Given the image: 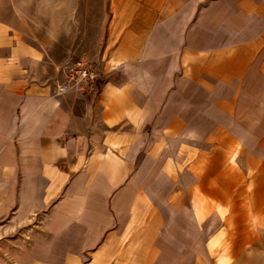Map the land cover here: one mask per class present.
<instances>
[{
	"label": "crops",
	"instance_id": "0c3cea01",
	"mask_svg": "<svg viewBox=\"0 0 264 264\" xmlns=\"http://www.w3.org/2000/svg\"><path fill=\"white\" fill-rule=\"evenodd\" d=\"M6 20L0 264L205 262L195 184L223 202L241 180L264 182V0H108L120 63L100 72L95 102L58 95L59 67L17 48ZM166 144L173 158L156 170ZM34 213L41 229L22 245Z\"/></svg>",
	"mask_w": 264,
	"mask_h": 264
},
{
	"label": "rangeland",
	"instance_id": "374dc122",
	"mask_svg": "<svg viewBox=\"0 0 264 264\" xmlns=\"http://www.w3.org/2000/svg\"><path fill=\"white\" fill-rule=\"evenodd\" d=\"M0 15L7 19L4 21L6 27L14 31L15 37L11 39L17 48L30 51L48 66L58 70L64 64L85 61L94 67L99 77L100 72L104 75V72L108 74L114 69L110 64L119 38L108 37V0H0ZM60 76L59 69L55 87ZM212 184L218 186L219 182ZM251 187L256 202H252L250 196L242 195L245 191L250 193ZM240 188L241 195L223 198L224 205L228 207L226 237L211 250L206 245L207 259L205 262L199 260L198 264H216L222 255L229 258L228 264H264V203H257L259 194L264 192V182L241 180ZM208 198L210 201L215 199ZM41 218L39 213L25 229L16 232L19 243L28 245L32 242L33 234L41 229ZM28 235H31V240L26 238ZM252 242L256 243L252 245ZM149 260L144 255L143 260L126 262L151 264Z\"/></svg>",
	"mask_w": 264,
	"mask_h": 264
},
{
	"label": "bare ground",
	"instance_id": "6f19581e",
	"mask_svg": "<svg viewBox=\"0 0 264 264\" xmlns=\"http://www.w3.org/2000/svg\"><path fill=\"white\" fill-rule=\"evenodd\" d=\"M119 61H120L119 59H115V58L112 59L111 64H110L111 67L116 68V66H118V64L120 63ZM192 144H193V147H192L193 154H192L191 158H193V160H194L193 168L195 170H197L198 165L196 164V161L200 160V162H201V159H200L201 156L197 159L198 152H197L196 146L198 145V136L196 134H193ZM167 146H169V145H167ZM198 163H199V161H198ZM248 182H249V180H248ZM249 185H251V184H249ZM252 188L253 187L249 188L250 193L245 191V193H242V195L250 196L251 201L256 202L255 199L253 200V190L254 189H252ZM201 192L202 191H201L199 185L195 184V193H194V196L192 198L193 212L191 213V219H190L192 227H193V235L192 236L195 238V240H191V241L196 242V246L198 248L204 247L200 244V242H203V243L205 242V243H207V245L209 247L208 249L211 250L212 248H214V246L216 245V243L219 240L226 237V235H227V229L225 227V221H226L227 214H228V207L226 205H224L225 204L224 202L220 201V199H222V198L216 196L215 199L210 201V200H208L209 198L203 196ZM239 195H241V191H240ZM256 196H258L257 193H256ZM259 196H260V199L259 200L257 199L258 200L257 203L261 202V204H263L264 203V192L259 194ZM252 205H254V203ZM232 206H234V210H235L236 209L235 203H233ZM250 207H251V205H250ZM251 208L254 209V206ZM34 215H37V214L36 213L32 214V217ZM232 219H233V216H232ZM31 220H32V218L30 217L28 219V222H30ZM23 228H24V226H23ZM199 237H201L203 240H199ZM26 238L31 240L32 237H31V235H28ZM24 243H25V241H24ZM254 243H256V242H252V245ZM260 243H263V240H260ZM179 248H181L184 251V246H179ZM193 253L195 254V251H193ZM157 263H159V264H171V262L169 260L163 261V259H161V258L157 261ZM192 263H194V260H192ZM228 263H229V258L226 255H222L216 262V264H228Z\"/></svg>",
	"mask_w": 264,
	"mask_h": 264
},
{
	"label": "built area",
	"instance_id": "2783aa9c",
	"mask_svg": "<svg viewBox=\"0 0 264 264\" xmlns=\"http://www.w3.org/2000/svg\"><path fill=\"white\" fill-rule=\"evenodd\" d=\"M59 69L62 77L60 76L56 84V93L58 95L78 92L91 95L94 102L96 101L101 79L91 64L85 61H77L64 64ZM172 157L173 152L171 148L167 145L162 146L154 159L155 169L159 170L165 167L171 161Z\"/></svg>",
	"mask_w": 264,
	"mask_h": 264
}]
</instances>
